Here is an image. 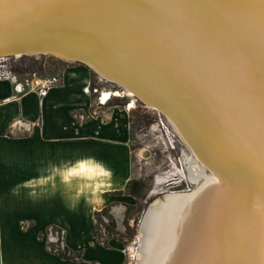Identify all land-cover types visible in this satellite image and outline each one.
Wrapping results in <instances>:
<instances>
[{
	"label": "bare ground",
	"instance_id": "obj_1",
	"mask_svg": "<svg viewBox=\"0 0 264 264\" xmlns=\"http://www.w3.org/2000/svg\"><path fill=\"white\" fill-rule=\"evenodd\" d=\"M0 50L98 65L192 149L136 264H264V0H0Z\"/></svg>",
	"mask_w": 264,
	"mask_h": 264
},
{
	"label": "crops",
	"instance_id": "obj_2",
	"mask_svg": "<svg viewBox=\"0 0 264 264\" xmlns=\"http://www.w3.org/2000/svg\"><path fill=\"white\" fill-rule=\"evenodd\" d=\"M79 69L66 70L44 95L0 78V264L127 263L125 249L97 241L92 228L83 246L64 232L81 260L49 247L50 227L93 225L96 211L133 197L125 190L135 179L130 113L102 102L92 73Z\"/></svg>",
	"mask_w": 264,
	"mask_h": 264
},
{
	"label": "rangeland",
	"instance_id": "obj_3",
	"mask_svg": "<svg viewBox=\"0 0 264 264\" xmlns=\"http://www.w3.org/2000/svg\"><path fill=\"white\" fill-rule=\"evenodd\" d=\"M4 62L21 80L59 75L62 81V74L77 66L79 70H86L89 75L92 73L91 79L94 80L95 87L102 92L120 90L116 83L103 78L88 64L78 60H66L54 54L12 55ZM95 87L92 90H96ZM130 100L131 97L123 93L122 96H113L109 103L119 102V106L126 109L131 116L133 166L135 179L140 184L139 197H127L117 203L114 209L109 206L105 210L96 211L93 225L91 221H87L83 225L69 223L66 229L59 225L50 227L49 234L56 239L49 243V247L52 245L57 251L64 250V232H68L67 241L72 245H86V233H90L92 228V235L97 241L108 245H121L126 251V264H136L140 251L141 222L148 204L163 194L173 191L192 192L199 186L198 182L189 179L186 171V158L194 155L192 149L176 131L174 124L159 110L140 100L135 102L134 107L129 108ZM141 151H145L144 155L140 154ZM207 169L206 176L211 173ZM201 179L200 182H204L206 177ZM112 221L115 222L112 225L113 230L108 231L106 226L111 225ZM131 247L135 252H132Z\"/></svg>",
	"mask_w": 264,
	"mask_h": 264
},
{
	"label": "built area",
	"instance_id": "obj_4",
	"mask_svg": "<svg viewBox=\"0 0 264 264\" xmlns=\"http://www.w3.org/2000/svg\"><path fill=\"white\" fill-rule=\"evenodd\" d=\"M7 57L9 56H0V78L13 81L16 91L34 90L40 95H44L51 88L61 84V77L59 75L36 76L32 79L21 80L12 70L7 68V64L4 62ZM102 94L101 92V101H103Z\"/></svg>",
	"mask_w": 264,
	"mask_h": 264
},
{
	"label": "trees",
	"instance_id": "obj_5",
	"mask_svg": "<svg viewBox=\"0 0 264 264\" xmlns=\"http://www.w3.org/2000/svg\"><path fill=\"white\" fill-rule=\"evenodd\" d=\"M94 80H91V87H95L94 85ZM96 88V87H95ZM111 104H119V102L116 103H111ZM140 184L136 179H132L127 183V186L125 188V190L127 191L128 194L134 196V197H139L140 195ZM125 190H119L116 193L117 194H124ZM106 208H104L103 210H105ZM115 222L112 221L111 225H107L106 229L108 231L113 230L112 225H114ZM59 242L61 243V240L59 239ZM106 246H109L107 243H104ZM62 251H57L52 245H50V250L55 253L58 257L60 258H64V259H70V260H81L82 257V251H74L71 248H69L67 245L63 246Z\"/></svg>",
	"mask_w": 264,
	"mask_h": 264
},
{
	"label": "water",
	"instance_id": "obj_6",
	"mask_svg": "<svg viewBox=\"0 0 264 264\" xmlns=\"http://www.w3.org/2000/svg\"><path fill=\"white\" fill-rule=\"evenodd\" d=\"M20 52L22 53H26L28 51H21L19 50ZM34 53L36 51H33ZM16 52H7V50H0V56H9V55H13L15 54ZM92 67V66H91ZM94 70H96L97 68L100 69V67L98 65H95V68L92 67ZM97 72V70H96ZM103 76V75H102ZM116 83V82H115ZM138 99L140 97L136 96ZM190 192H182L180 193L183 197H187L189 195ZM171 193H167V194H163L161 196H158L156 197L154 200H152L148 206L146 207L145 209V212H144V215H143V218H142V222L141 224L146 220V218L148 217V215L156 208L158 207V205H160V203H164L166 201V197L169 196Z\"/></svg>",
	"mask_w": 264,
	"mask_h": 264
}]
</instances>
